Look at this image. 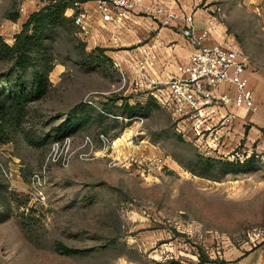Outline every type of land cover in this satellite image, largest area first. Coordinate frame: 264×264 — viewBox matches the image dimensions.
Wrapping results in <instances>:
<instances>
[{
    "label": "rangeland",
    "instance_id": "1",
    "mask_svg": "<svg viewBox=\"0 0 264 264\" xmlns=\"http://www.w3.org/2000/svg\"><path fill=\"white\" fill-rule=\"evenodd\" d=\"M198 2L243 52L247 73L264 75V8ZM42 5L0 0V34L13 43ZM141 15L139 39L157 40L164 26ZM139 39L94 44L63 30L48 38L52 86L0 145V264H221L264 231V152L248 144L250 123L230 151L225 135L209 149L205 124L181 121L124 79L127 50ZM7 68L0 61V74ZM116 97L158 106L130 116ZM73 109L89 121L56 139ZM58 243L80 252L62 253Z\"/></svg>",
    "mask_w": 264,
    "mask_h": 264
},
{
    "label": "built area",
    "instance_id": "2",
    "mask_svg": "<svg viewBox=\"0 0 264 264\" xmlns=\"http://www.w3.org/2000/svg\"><path fill=\"white\" fill-rule=\"evenodd\" d=\"M91 1L96 3V14L79 9L82 1L78 0L73 7L78 12L72 15L78 34L94 44L101 42L106 30L111 31V40L117 43L120 33L128 27L131 15L139 8L140 14L149 15L163 26L180 25L182 35L193 47L183 67V76L162 79L157 72L159 43L157 40L143 43L139 39L127 50L125 60L128 70L124 73V79L141 90L149 91L158 104L171 110L181 121L193 119L205 124L207 130L211 129L209 136H212V142H207L209 149H215L221 138H224L236 117L234 109H256L254 92L244 76L246 60L234 40L226 34L213 44L204 42L218 31L214 19L208 18L202 30L197 31L194 12H187L182 8L184 0H173L174 5L159 0L148 5H145L146 0ZM198 4L199 2L196 6ZM222 85L231 86L232 92L220 91ZM214 113H218L217 119L210 116ZM195 124L197 128L201 127L199 123ZM214 125L216 130L211 128ZM223 142L222 140V144ZM255 234L256 238H252L254 246L264 239V231L259 229Z\"/></svg>",
    "mask_w": 264,
    "mask_h": 264
},
{
    "label": "trees",
    "instance_id": "3",
    "mask_svg": "<svg viewBox=\"0 0 264 264\" xmlns=\"http://www.w3.org/2000/svg\"><path fill=\"white\" fill-rule=\"evenodd\" d=\"M42 1L43 5L28 15L21 29L13 36V43H8L0 34V61L8 63V68L0 74V145L11 140L12 131L28 114L29 105L43 99L52 86L49 75L54 67L55 56L47 43L48 38L59 30L78 34L74 15L66 14V10L74 7L78 0ZM77 12L76 9L75 14ZM18 17V14H14L10 19L15 21ZM122 100L121 106L130 112V116L136 110L158 106L149 100L145 105H132L126 99ZM88 114L86 111H70L57 129L60 131L56 139L61 140L80 129L89 121ZM56 248L66 254L80 252L63 243H58Z\"/></svg>",
    "mask_w": 264,
    "mask_h": 264
},
{
    "label": "crops",
    "instance_id": "4",
    "mask_svg": "<svg viewBox=\"0 0 264 264\" xmlns=\"http://www.w3.org/2000/svg\"><path fill=\"white\" fill-rule=\"evenodd\" d=\"M157 0H146L145 5L155 2ZM168 5H174L173 0H159ZM250 6L256 8H264V0H248ZM197 1L184 0L181 5L187 12H194V25L197 31H201L205 25V21L210 14H207L197 8ZM79 9L88 10L96 14L97 8L95 1H85L80 4ZM75 8L71 7L66 10V14L71 16L75 12ZM179 10V9H178ZM141 8L137 9L132 15L128 23L127 29L120 33V41L123 45L134 43L137 39L144 36L147 31L144 27V22L139 20L143 17ZM152 27V24L148 25ZM176 29V31L174 30ZM101 41L110 42L111 31L106 30L102 35ZM122 36V37H121ZM223 34L219 31L211 38L206 39L205 44H213L222 39ZM157 42L159 43V59L157 63V72L162 79H167L171 76L181 77L184 75L183 67L187 63L193 47L188 43L181 33V27L178 24L173 26L161 27L156 34ZM172 43V44H170ZM244 76L248 80L250 88L254 92L256 109L249 113H244L241 110H235L236 117L230 125L228 131L224 129L225 143L223 150L230 151L231 147L239 143L240 138L245 135L244 123H250L251 127L247 132L248 144L254 148L256 152H264V75L258 72H249L247 69ZM230 90L232 87L229 85H222L220 91ZM212 118L217 119L218 113L210 115ZM223 152V151H222ZM221 264H264V241L258 243L254 247H247L244 251H234L231 256L226 257Z\"/></svg>",
    "mask_w": 264,
    "mask_h": 264
}]
</instances>
